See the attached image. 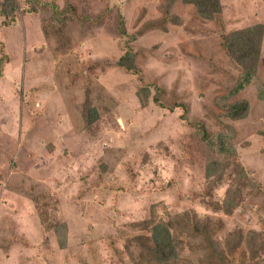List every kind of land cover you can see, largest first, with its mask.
I'll list each match as a JSON object with an SVG mask.
<instances>
[{
	"label": "rangeland",
	"instance_id": "obj_1",
	"mask_svg": "<svg viewBox=\"0 0 264 264\" xmlns=\"http://www.w3.org/2000/svg\"><path fill=\"white\" fill-rule=\"evenodd\" d=\"M2 1L0 264H264L262 86L238 95L247 117L220 116L239 152L223 172L177 106L225 129L216 97L241 69L222 35L264 23V0H221L214 19L183 0H18L7 25ZM129 50L137 73L118 65ZM161 222L178 247L164 263Z\"/></svg>",
	"mask_w": 264,
	"mask_h": 264
},
{
	"label": "trees",
	"instance_id": "obj_2",
	"mask_svg": "<svg viewBox=\"0 0 264 264\" xmlns=\"http://www.w3.org/2000/svg\"><path fill=\"white\" fill-rule=\"evenodd\" d=\"M183 1L195 5L200 16L205 19H214L223 11L221 0ZM4 5L6 7L1 10V14L5 17L3 24L7 25L8 13L12 10L15 11L19 4L18 0H3L1 6L3 7ZM263 44L264 23L261 22L235 29L222 35L223 49L229 56L230 60L241 69V73L231 90L225 95L223 94L216 97V103L224 109L223 114L219 115L218 121L225 127V129L213 133L204 123H191L188 120V105L185 103L177 105L184 109L182 115L183 118L195 126L198 138L205 144L206 149L209 151L208 155L211 156L210 158L212 159L213 165L220 168V172H223L226 166L225 164H228V161L237 159V156L239 155L237 148L232 144V140L236 137L237 130L232 124L223 121L220 116L232 120L243 119L248 116L251 107L250 101L247 98L238 97V95L254 81H257L258 86H262V89H260V97L264 98V79L260 72ZM0 56V71H3L6 61L10 59L5 51L4 42H0ZM118 65L125 68L127 71H133L134 73L139 71L135 54L130 50L120 57ZM156 89L152 101L160 104V89L157 86ZM151 93L152 88L150 85L142 86L138 89L137 95L143 105L149 102L152 96ZM92 110L97 114L96 109H88V111ZM96 118L97 117L91 116L89 122L92 123ZM238 163L243 168L242 170H244L241 161H238ZM207 170L209 171V174L212 173L210 168ZM152 244L153 257L159 263H164L178 256V247L175 238L172 235L169 225L164 222L153 226ZM253 256H255V253Z\"/></svg>",
	"mask_w": 264,
	"mask_h": 264
},
{
	"label": "bare ground",
	"instance_id": "obj_3",
	"mask_svg": "<svg viewBox=\"0 0 264 264\" xmlns=\"http://www.w3.org/2000/svg\"><path fill=\"white\" fill-rule=\"evenodd\" d=\"M162 133V132H161Z\"/></svg>",
	"mask_w": 264,
	"mask_h": 264
}]
</instances>
